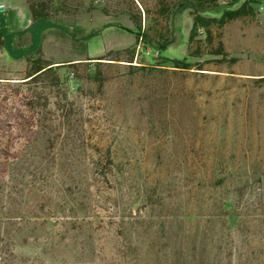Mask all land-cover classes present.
<instances>
[{"label":"rangeland","instance_id":"obj_1","mask_svg":"<svg viewBox=\"0 0 264 264\" xmlns=\"http://www.w3.org/2000/svg\"><path fill=\"white\" fill-rule=\"evenodd\" d=\"M72 1L23 33L0 15V264H264V0L189 69L193 4ZM139 12L172 42L98 59L135 46Z\"/></svg>","mask_w":264,"mask_h":264},{"label":"trees","instance_id":"obj_2","mask_svg":"<svg viewBox=\"0 0 264 264\" xmlns=\"http://www.w3.org/2000/svg\"><path fill=\"white\" fill-rule=\"evenodd\" d=\"M241 0H231L230 7L223 8V12L220 16L211 14L213 10L220 7L219 0H159L158 12L159 16L166 18L170 17L187 4H193V26L189 35V57H185L183 60H173L176 67L187 68L194 66L189 59L203 58L206 56L216 57L214 61H222L228 53L225 50L224 44L221 40V31L226 25L237 19H242L251 16L254 13V8L251 5V1L245 0L239 7L232 8L235 4ZM29 10L32 14L34 21L49 20L59 15H73L80 10V5L72 0H26ZM202 8V10H200ZM107 9V8H103ZM106 11V10H105ZM212 11V12H211ZM211 12V13H207ZM131 19L136 24V32L128 29L130 33L136 34V44L132 48L124 50L111 51L106 56L98 59H106L107 57L113 58L111 60L122 61L123 55H130L129 62H133V56L136 51V47L144 43V47L147 48L150 45H156L157 47L166 48L172 40L168 37H164L163 34L151 35V28H147L142 22V14L139 12V16L131 15ZM167 18V19H168ZM126 29V28H123ZM152 30L154 28L152 27ZM204 36L201 40L199 37ZM7 36L0 27V50L6 47ZM161 39V40H158ZM212 60V61H213ZM27 62L29 69L27 72L28 81L37 79L40 75L50 70L52 63L43 59L42 56L37 58L28 57ZM76 65V64H70ZM200 67V66H199ZM203 70V68H198Z\"/></svg>","mask_w":264,"mask_h":264},{"label":"crops","instance_id":"obj_3","mask_svg":"<svg viewBox=\"0 0 264 264\" xmlns=\"http://www.w3.org/2000/svg\"><path fill=\"white\" fill-rule=\"evenodd\" d=\"M1 5L5 6V10L0 12V15L3 18H6V16H7L5 14L6 12L15 13L18 11L19 16H21L24 19V21L22 20L23 24L25 22L24 25H21L22 26L21 29L15 27V25L10 26L9 24H7L8 27L14 28L17 32L23 33L35 25L36 21H34V19L32 17V14L29 10V7H28L26 0H0V6ZM7 51H8L7 48H4V52L8 57L9 54ZM10 64H11V62H10ZM25 66H26V64H25Z\"/></svg>","mask_w":264,"mask_h":264},{"label":"water","instance_id":"obj_4","mask_svg":"<svg viewBox=\"0 0 264 264\" xmlns=\"http://www.w3.org/2000/svg\"><path fill=\"white\" fill-rule=\"evenodd\" d=\"M5 10V6L4 5H1L0 6V12L4 11Z\"/></svg>","mask_w":264,"mask_h":264}]
</instances>
